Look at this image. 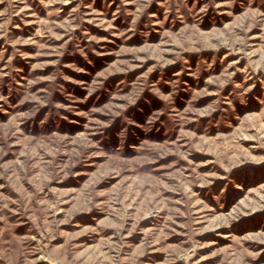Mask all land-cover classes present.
<instances>
[{"label": "rangeland", "instance_id": "rangeland-1", "mask_svg": "<svg viewBox=\"0 0 264 264\" xmlns=\"http://www.w3.org/2000/svg\"><path fill=\"white\" fill-rule=\"evenodd\" d=\"M0 264H264V0H0Z\"/></svg>", "mask_w": 264, "mask_h": 264}]
</instances>
